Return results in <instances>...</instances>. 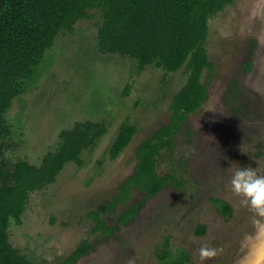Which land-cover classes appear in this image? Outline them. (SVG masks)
Here are the masks:
<instances>
[{"label":"rangeland","instance_id":"374dc122","mask_svg":"<svg viewBox=\"0 0 264 264\" xmlns=\"http://www.w3.org/2000/svg\"><path fill=\"white\" fill-rule=\"evenodd\" d=\"M100 17L93 10L72 32L59 34L5 114L16 143L7 157L34 165L75 122L107 125L79 164L67 163L53 183L29 194L20 222L10 226L11 243L33 264H67L85 240L91 248L74 264H166L158 254L169 237L172 249H185L194 264H201L202 246L216 253L205 264H250L264 246V217L241 203L229 180L236 164L264 168V0H234L209 19L205 47L212 68L201 78L208 97L157 163L159 175L176 180L144 200L124 226L119 215L144 193L132 187L127 200H113L135 170L137 147L169 122L173 96L189 70L139 69L130 56L100 52ZM124 121L137 131L112 160ZM212 198L231 206L230 219ZM201 224L206 230L198 235Z\"/></svg>","mask_w":264,"mask_h":264},{"label":"trees","instance_id":"16d2710c","mask_svg":"<svg viewBox=\"0 0 264 264\" xmlns=\"http://www.w3.org/2000/svg\"><path fill=\"white\" fill-rule=\"evenodd\" d=\"M234 0H0V264H33L10 241L12 223H19L29 194L53 183L69 162L80 163L83 150L94 147L107 133L104 122L78 121L60 132L54 151L46 153L40 165L13 161L8 151L16 148L12 130L5 119L11 102L26 90L28 79L59 34L72 32L77 22L99 11L98 49L136 60L138 68L155 65L166 73L183 66L189 70L186 83L173 96L169 122L145 139L136 150L137 164L132 175L119 188L113 202L127 200L132 187L144 197L117 220L127 225L139 213L144 200L157 195L172 175H159L157 163L162 151L172 150L176 134L190 113L198 111L208 95L201 78L212 68L207 51L209 19ZM249 61L245 64L248 67ZM30 80V79H29ZM137 128L124 121L110 148L114 160L130 144ZM217 212L232 216L231 206L212 198ZM206 227L199 225L196 234ZM91 246L82 241L66 258L76 263ZM158 258L166 264H194L182 248L172 249L166 237Z\"/></svg>","mask_w":264,"mask_h":264},{"label":"clouds","instance_id":"9594fccd","mask_svg":"<svg viewBox=\"0 0 264 264\" xmlns=\"http://www.w3.org/2000/svg\"><path fill=\"white\" fill-rule=\"evenodd\" d=\"M229 186L230 191L241 198L242 204L264 217V168L236 164L232 167ZM215 254L214 249L202 246L199 250L201 264H205L206 259ZM248 259L250 264H264V246L259 247Z\"/></svg>","mask_w":264,"mask_h":264},{"label":"flooded vegetation","instance_id":"af4514ba","mask_svg":"<svg viewBox=\"0 0 264 264\" xmlns=\"http://www.w3.org/2000/svg\"><path fill=\"white\" fill-rule=\"evenodd\" d=\"M12 103V102H11ZM11 106V105H10ZM10 108V107H9ZM12 130V129H11ZM104 136V135H103ZM13 139V138H12ZM83 152V151H82Z\"/></svg>","mask_w":264,"mask_h":264}]
</instances>
